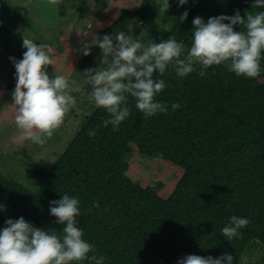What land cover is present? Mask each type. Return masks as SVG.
<instances>
[{"label": "trees", "instance_id": "1", "mask_svg": "<svg viewBox=\"0 0 264 264\" xmlns=\"http://www.w3.org/2000/svg\"><path fill=\"white\" fill-rule=\"evenodd\" d=\"M251 5L252 0H188L181 11L188 9L187 18L180 22L179 14L163 32L156 23L157 0H140L134 9H121L98 33H112L120 22L137 18L139 27L131 35L145 28L142 43L175 37L190 45L194 16L206 20L237 9L241 15L259 10ZM14 13L33 28L30 17ZM239 29L243 26H234ZM1 33L19 38L0 19ZM79 59L92 66L101 59L100 49L93 46ZM159 78L167 86L155 98L168 104L167 114L145 119L129 97L131 114L114 132L110 124L102 126L109 114L94 106L49 169L24 152L38 181L35 189L0 172V203L7 206L0 212V226L6 217L23 216L59 233L62 225L49 215V201L67 193L79 198V227L96 254L105 257L104 264H176L186 254L215 257L226 251L234 264H242L246 251H264V55L255 78L237 77L223 65L210 66L203 77L197 68L183 78L172 70ZM14 84L12 79L1 85L0 109L12 98ZM174 101L180 107L172 111ZM91 128H96L94 137L87 134ZM130 144L145 158L181 169L167 196L160 193L163 182L143 186L129 177ZM233 214L251 223L241 229V237L228 241L219 229Z\"/></svg>", "mask_w": 264, "mask_h": 264}, {"label": "clouds", "instance_id": "2", "mask_svg": "<svg viewBox=\"0 0 264 264\" xmlns=\"http://www.w3.org/2000/svg\"><path fill=\"white\" fill-rule=\"evenodd\" d=\"M187 3L188 0H177L178 6ZM251 8L259 10H246L241 15L237 9L232 15L221 13L206 20L194 16L190 45L175 37L142 43L145 28L135 38L120 30L93 33L78 51L86 56L95 46L104 60L99 67L83 70V79L79 83L72 81L71 87L66 75H49L47 68L53 63L50 44L36 43L23 36L21 47L25 50L21 58L9 57L15 69L10 95L16 106L14 123L19 130L16 141L45 144L53 130L63 123L65 114L77 106L71 92H79L85 85L91 88L90 102L109 114L102 120V126L110 124L115 132L131 114L129 97L145 119L169 112L168 104L155 98L167 86L159 77L168 70L183 78L198 68V74L203 77L210 66L223 65L237 77H257L264 55V0H252ZM187 16L185 9L178 19L183 22ZM237 25L243 26V30H234ZM83 34L88 36L87 32ZM179 107L175 101L170 105L172 111ZM87 134L94 137L96 128L89 129ZM6 207L0 203V212ZM80 214L79 198L64 193L49 201V215L55 217L56 225H62L59 233L38 227L23 216L6 217L0 226V264H85L86 261L104 264L105 257L97 255L95 245L84 238L77 219ZM249 223L248 217L233 214L219 232L232 241L241 237V229ZM176 264H234V257L227 251L215 257L186 254L177 258Z\"/></svg>", "mask_w": 264, "mask_h": 264}, {"label": "rangeland", "instance_id": "3", "mask_svg": "<svg viewBox=\"0 0 264 264\" xmlns=\"http://www.w3.org/2000/svg\"><path fill=\"white\" fill-rule=\"evenodd\" d=\"M140 0H0V19L3 25L19 38L0 34V100L3 97L1 85L9 84L14 79L15 71L9 57L19 56L20 41L23 36L50 44L52 65H48L55 74H64L79 83L83 79V70L99 67L103 57L92 66L80 62L81 43L91 39L93 33L115 21L121 9H134ZM159 4L156 23L163 32L168 31L181 13L184 5L178 6L177 0H157ZM85 3L82 7V4ZM21 12L32 20L29 28L14 11ZM137 18H128L120 22L113 30L132 34L139 27ZM87 32L88 36L83 33ZM101 56V50H100ZM90 86L85 85L79 92H71L77 99V106L64 116L60 127L43 145L29 141L22 144L16 141L19 130L14 123L16 106L12 98L0 109V172L11 176L30 189H35L38 181L33 176L30 164L24 156L26 152L34 161L49 169L73 138L84 117L88 116L94 105L89 100ZM126 160L129 163V177L141 185L159 180L164 186L163 197L173 189V184L181 175V169L161 159L141 156L135 145L128 146ZM242 264H264V251L261 247L245 252Z\"/></svg>", "mask_w": 264, "mask_h": 264}]
</instances>
